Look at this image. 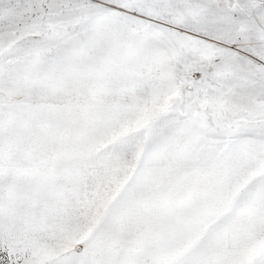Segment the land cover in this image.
<instances>
[{
	"label": "snow or ice",
	"instance_id": "6c2138e0",
	"mask_svg": "<svg viewBox=\"0 0 264 264\" xmlns=\"http://www.w3.org/2000/svg\"><path fill=\"white\" fill-rule=\"evenodd\" d=\"M0 264H264V0H0Z\"/></svg>",
	"mask_w": 264,
	"mask_h": 264
}]
</instances>
